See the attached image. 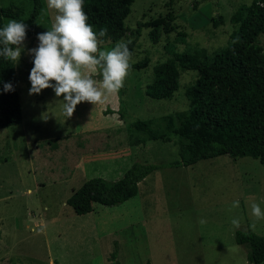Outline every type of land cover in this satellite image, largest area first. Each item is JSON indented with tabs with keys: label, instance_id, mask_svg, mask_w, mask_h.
Returning a JSON list of instances; mask_svg holds the SVG:
<instances>
[{
	"label": "rangeland",
	"instance_id": "obj_1",
	"mask_svg": "<svg viewBox=\"0 0 264 264\" xmlns=\"http://www.w3.org/2000/svg\"><path fill=\"white\" fill-rule=\"evenodd\" d=\"M251 1L134 0L122 36L101 38L99 48L134 39L139 22L131 63L146 56L147 66L131 68L122 96L106 94L105 102L95 105L81 102L71 117L52 88L29 95L34 66L29 50L39 41L37 36L25 38L14 62L21 121L0 128V264H249L248 247L237 244L234 234L249 229L264 236V220H257L250 208L255 201L264 209V166L251 156L220 155L156 169L138 183L136 196L112 206L93 203L83 215L65 201L89 178L118 179L134 161L179 159L174 142L149 140L129 123L139 118L156 131H167L173 118L176 126V115L189 108L185 89L198 74L179 69L173 95L152 99L145 88L153 80V68L174 53L211 58L232 42L238 24L231 17ZM40 2L37 23L51 29L57 10L48 9L47 0ZM9 3L27 20L34 1L0 0L2 6ZM219 16L222 22L214 26L212 18ZM10 19L3 18V27ZM156 20L161 22L150 24ZM256 40L264 55V33ZM82 72L102 80L99 72ZM234 200L239 207L230 212ZM234 217L240 219L239 228L231 224Z\"/></svg>",
	"mask_w": 264,
	"mask_h": 264
},
{
	"label": "trees",
	"instance_id": "obj_2",
	"mask_svg": "<svg viewBox=\"0 0 264 264\" xmlns=\"http://www.w3.org/2000/svg\"><path fill=\"white\" fill-rule=\"evenodd\" d=\"M29 18L20 16L19 8L9 3L0 4V28L3 18L16 19L27 25L26 38L50 30L37 23L41 9L40 0H33ZM134 0H84L88 23L95 31L106 27L102 39L117 40L124 32V19ZM262 3V4H261ZM238 24L231 33L232 42L216 51L209 59H200L189 52L174 53L173 58L153 68V80L146 85L145 94L152 99L170 98L178 87L179 69L197 72L198 77L185 89L189 108L166 123L167 131H156L148 120L136 118L129 126L147 135L149 140L174 142L179 159L169 163L154 164L134 161L123 175L115 180L92 177L84 181L66 199L77 215L92 210V204L112 206L136 196L138 183L156 169L190 166L201 159L220 155L251 156L264 166V55L257 43V35L264 33V0H252L242 5L231 17ZM161 21H152L158 25ZM221 17L212 18L217 26ZM142 26L137 22L135 38ZM135 38L128 45L133 51ZM2 47V45H0ZM148 57L131 63L140 70L147 66ZM11 82L13 91L5 92L3 86ZM121 90L119 95L122 96ZM124 110V108H122ZM121 118H124V111ZM21 121L19 94L14 80V62L0 57V128ZM178 139L173 141L167 132ZM234 240L247 245L249 264H264V236L251 230H237ZM116 242L114 246L116 247ZM116 258V248L111 252ZM114 263H117L114 262ZM112 263V264H114Z\"/></svg>",
	"mask_w": 264,
	"mask_h": 264
},
{
	"label": "clouds",
	"instance_id": "obj_3",
	"mask_svg": "<svg viewBox=\"0 0 264 264\" xmlns=\"http://www.w3.org/2000/svg\"><path fill=\"white\" fill-rule=\"evenodd\" d=\"M47 8L57 10V14L51 29L37 34L38 47L29 50L34 55L29 95L52 88L57 97H63L65 114L71 117L81 102L104 103L107 95L118 94L124 87L131 71V41L121 39L111 49H100L108 30L103 27L97 32L87 22L84 0H47ZM26 30L27 25L16 19L0 28V57L19 61ZM82 69L99 72L102 80L85 75ZM3 90L13 91L11 82L5 83ZM238 207L239 201L234 200L229 211ZM250 208L257 220H264L259 203L251 202ZM200 222L205 223L203 219ZM231 224L239 228L240 219L232 218Z\"/></svg>",
	"mask_w": 264,
	"mask_h": 264
},
{
	"label": "crops",
	"instance_id": "obj_4",
	"mask_svg": "<svg viewBox=\"0 0 264 264\" xmlns=\"http://www.w3.org/2000/svg\"><path fill=\"white\" fill-rule=\"evenodd\" d=\"M73 191H74V190H73ZM73 191H71V193H72ZM71 193H70V194H71ZM72 210H73V209H72ZM1 264H5V263L3 262V263H1Z\"/></svg>",
	"mask_w": 264,
	"mask_h": 264
},
{
	"label": "built area",
	"instance_id": "obj_5",
	"mask_svg": "<svg viewBox=\"0 0 264 264\" xmlns=\"http://www.w3.org/2000/svg\"><path fill=\"white\" fill-rule=\"evenodd\" d=\"M262 4V3H261Z\"/></svg>",
	"mask_w": 264,
	"mask_h": 264
}]
</instances>
